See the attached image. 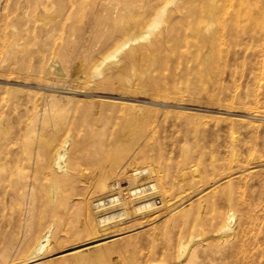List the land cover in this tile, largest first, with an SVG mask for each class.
Segmentation results:
<instances>
[{
  "label": "rangeland",
  "instance_id": "374dc122",
  "mask_svg": "<svg viewBox=\"0 0 264 264\" xmlns=\"http://www.w3.org/2000/svg\"><path fill=\"white\" fill-rule=\"evenodd\" d=\"M0 162V264H264V0H0Z\"/></svg>",
  "mask_w": 264,
  "mask_h": 264
},
{
  "label": "bare ground",
  "instance_id": "6f19581e",
  "mask_svg": "<svg viewBox=\"0 0 264 264\" xmlns=\"http://www.w3.org/2000/svg\"><path fill=\"white\" fill-rule=\"evenodd\" d=\"M168 1V0H167ZM166 4V3H165ZM167 7V6H166ZM165 6H162L157 12H156V14L154 15V17H153V19H152V21L147 25V27H145L143 30V32L141 31L140 33H142V34H139L138 36H135V37H129V38H125V40L124 41H122L120 44H118L114 49H113V51L108 55V56H106V57H104V58H108V57H112V56H114L115 55V53L117 54V52H119V51H121V50H123L129 43H133L134 44V42L137 40V39H143V38H147L149 35H151V34H153V32H154V29L161 23V21L163 20L162 19V17H163V15H164V13H165V8H166ZM197 25H198V28L200 27V25H199V23L197 22ZM160 26V25H159ZM193 27V30H197L198 28H197V26H192ZM205 28V27H204ZM187 31V30H186ZM156 36V35H155ZM161 36V35H160ZM256 36V35H255ZM205 39V38H204ZM203 39V40H204ZM130 45V44H129ZM133 48H135L134 46H133ZM132 47L130 48L131 50L133 49ZM130 52V51H129ZM135 52H136V50H135ZM135 52H133V53H135ZM131 53V52H130ZM133 53H131L132 55H134ZM126 54V53H125ZM130 54V55H131ZM131 57V56H130ZM104 61V60H103ZM102 62V61H101ZM101 62H99L98 64H97V66L94 68V69H98V67H100V64H101ZM94 69H93V71H94ZM101 71V70H100ZM95 72V74L97 73V71H94ZM93 72V73H94ZM66 141H64V143H65ZM61 148H63V146L61 147ZM26 150V149H25ZM24 150V151H25ZM66 152V151H65ZM65 152H64V150H62V151H58L57 153H56V156L53 158V160H52V162H53V167H54V170L55 169H61L60 171H63V164H62V158L64 157V154H65ZM14 154V153H13ZM26 154V153H25ZM38 154V153H37ZM28 155H30L29 153H28ZM34 158V157H33ZM12 159V158H11ZM9 162H11V161H9ZM34 162V161H33ZM52 162H51V164H52ZM156 162H157V164H159L158 163V161H157V159H156ZM4 163V162H3ZM29 163H30V161H29ZM64 163V162H63ZM0 165H2L1 164V162H0ZM153 166H154V164H153ZM157 166H160V165H157ZM156 168V167H155ZM160 168V167H159ZM159 168L158 169H156L157 171L159 170ZM17 169V168H16ZM143 169H145V168H143ZM151 170H153L152 168H151ZM155 170V169H154ZM15 171V170H14ZM12 172V171H11ZM152 172V171H151ZM156 172V171H155ZM154 172V173H155ZM57 173V172H56ZM59 173V172H58ZM137 173H142V172H140L139 170H135V171H133V174H137ZM8 174V173H7ZM13 174V173H12ZM19 174V173H18ZM55 174V173H54ZM156 174V173H155ZM34 175V174H33ZM52 175V174H51ZM59 175V174H58ZM141 175V174H140ZM9 176V175H8ZM53 177V176H52ZM51 177V178H52ZM57 177V176H56ZM56 177H53V178H56ZM62 177L64 178V175H62ZM161 177V176H160ZM29 178V177H28ZM52 178V179H53ZM4 179V178H3ZM61 179V177H59V179L58 180H60ZM27 181V180H26ZM59 182V181H58ZM153 182V181H152ZM163 183V181L162 182H160V185ZM50 186H51V184H50ZM52 187H53V185H52ZM104 187H105V183L104 182H100V184L98 185V189L100 190H103L104 189ZM129 189V194H131V195H139V194H143V191L145 192L146 190V188L148 189L149 188V193L151 192V193H157V191L161 188L160 186H157L154 182L153 183H149V184H147V187L146 186H143L142 185V187H128ZM148 193V194H149ZM150 193V194H151ZM116 200H118V195H111V196H107V197H104V198H102V199H100V201H95L94 202V205L96 206V207H101V206H103V205H105V204H114L115 203V201ZM140 203V202H139ZM155 201H143V203H140V204H137L136 206H135V209L136 210H141V209H143V208H149L150 207V209H152V207H154V205H155ZM155 208V207H154ZM115 215H121V212L120 213H108V214H106V215H103V216H101V218L99 219V221L98 222H101V221H105V220H108V219H112V218H115ZM232 214H229L228 215V217H230ZM102 224H105V223H103V222H101ZM101 223H99V224H101ZM226 224V223H225ZM224 227V226H223ZM226 229H229V226L226 224ZM225 230V229H224ZM47 231H45L44 233H46ZM47 234V233H46ZM44 235V234H43ZM46 236V235H45ZM45 236H43L44 238H45ZM47 236H48V234H47ZM47 236H46V238H47ZM43 238V239H44ZM43 239H41V240H39L38 241V243L36 244V246L35 247H33V251L30 253V255L28 256V258L26 259V260H24V263H22V264H38L39 263V261H38V259L40 258V254L42 253V251H43V246H44V244H43ZM48 239V238H47ZM46 239V240H47ZM102 241V240H101ZM96 245V244H95ZM112 245V244H111ZM109 246V245H108ZM107 246V247H108ZM110 247V246H109ZM108 247V248H109ZM115 247V246H114ZM105 248V247H104ZM110 249V251H111V248H109ZM114 249V248H113ZM102 250V249H101ZM43 254V253H42Z\"/></svg>",
  "mask_w": 264,
  "mask_h": 264
}]
</instances>
